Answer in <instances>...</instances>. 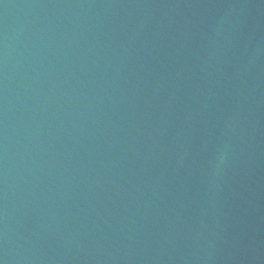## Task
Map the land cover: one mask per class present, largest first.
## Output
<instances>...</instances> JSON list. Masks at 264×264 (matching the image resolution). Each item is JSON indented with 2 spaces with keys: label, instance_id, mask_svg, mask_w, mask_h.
<instances>
[{
  "label": "water",
  "instance_id": "95a60500",
  "mask_svg": "<svg viewBox=\"0 0 264 264\" xmlns=\"http://www.w3.org/2000/svg\"><path fill=\"white\" fill-rule=\"evenodd\" d=\"M0 264H189L177 0H0Z\"/></svg>",
  "mask_w": 264,
  "mask_h": 264
}]
</instances>
